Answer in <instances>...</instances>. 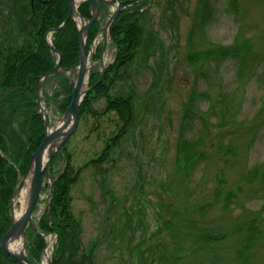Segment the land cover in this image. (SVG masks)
<instances>
[{"label":"trees","instance_id":"obj_1","mask_svg":"<svg viewBox=\"0 0 264 264\" xmlns=\"http://www.w3.org/2000/svg\"><path fill=\"white\" fill-rule=\"evenodd\" d=\"M123 9L110 27L112 46L115 49L114 60L107 65L104 74L92 70L87 92L79 106L81 121L89 118L101 126L102 122L110 129L103 140L104 147L96 158L91 159L83 167H74L71 153L65 148L58 151L49 166L52 178V193L49 206L38 221V232L28 229L26 232V252L31 261L40 264L45 240L41 233L57 234L52 264H94L92 254L93 244L87 250L83 247V226L80 219L72 211V187L79 181L84 168L91 165L100 172L102 188H106L105 172L123 158L124 143L131 135L139 118L136 104L140 99L137 90L136 73L144 68H162L160 50L162 39L153 30L150 15L154 7H159V16L167 20V26H178L181 17L191 20L185 38L186 60L190 66L197 67L195 79L203 77L207 69L217 70L226 60H232L237 65L236 78L242 83L245 75L261 67L258 82L264 83V54L254 49V38L249 36L243 27H239L232 44L222 45L206 40V29L218 12V4L226 5V12L235 18L243 16V3L246 0H119ZM164 1L165 6L162 4ZM8 12L4 17L5 27L10 31L0 42V237L12 226V198L16 186L27 171L31 155L38 149L44 138L43 118L37 112L36 94L40 79L50 73L55 59L47 46L44 35L52 28L58 27L67 17V0H7L4 4ZM143 9V11H140ZM82 17H90L89 3H83L78 8ZM98 26L94 24L89 30L86 48L91 45ZM13 33V34H12ZM52 43L61 54V68L69 70L79 58L78 29L72 20L60 32L52 35ZM101 46L97 47L96 59L101 54ZM142 61V63H141ZM152 61L153 64H150ZM154 73V68L152 67ZM137 71V72H136ZM218 75V70L217 74ZM200 77V78H201ZM57 80L59 88L53 89L48 102L56 106L60 114H64L71 103V89H66L67 80L56 75L51 80ZM197 80L189 91L188 100L182 109L181 122L177 131L175 158L173 164V180L167 187L172 192V185L181 189L183 201L187 202L193 195L187 185L191 175L207 161L218 163L216 173L217 185L213 188L211 201L198 207L200 214L209 208H218L223 212L237 204V191H223L226 184L225 170L231 165L237 154V148L232 140L238 125L243 122L236 117L235 94L220 88L213 100H209L207 109L202 110L196 104L209 99L208 90H197ZM162 70L153 74L150 91L147 96L154 97L153 90L160 88ZM153 94V95H152ZM102 104V107H99ZM113 114V115H112ZM264 114V99L257 115L251 121L250 129L253 136L262 126L258 117ZM216 123L209 127V122ZM241 122V123H240ZM245 122V121H244ZM246 123V122H245ZM217 128V130H216ZM252 139H250L251 141ZM64 156L63 169L55 174L51 170L56 160ZM206 167V165H205ZM243 185L249 188V193L264 197V167L253 166L241 177ZM183 185V186H182ZM182 186V187H181ZM253 192V193H252ZM109 195V190L105 189ZM264 205V204H263ZM197 209V208H196ZM262 214L239 222L235 232L241 233V241L234 248L232 264H253L254 251L264 246L259 222ZM173 217V216H172ZM171 240V257L174 261L183 259L182 264L192 263L187 257L179 230V221L168 220L166 223ZM233 231V230H232ZM230 231L231 233H234ZM184 232V230H183ZM229 232V233H230ZM199 249L212 248L211 244L223 242L228 232L211 234L201 233L196 236ZM182 254L181 257L178 254ZM209 262L219 264L216 256H211ZM0 264H19L7 256L0 248ZM201 264V263H200Z\"/></svg>","mask_w":264,"mask_h":264},{"label":"rangeland","instance_id":"obj_2","mask_svg":"<svg viewBox=\"0 0 264 264\" xmlns=\"http://www.w3.org/2000/svg\"><path fill=\"white\" fill-rule=\"evenodd\" d=\"M6 3L7 0H0V42L10 31V27H5L3 23L8 12L4 5ZM189 3L193 5L194 0ZM162 4L165 6L164 1ZM217 4L218 12L206 29V40L230 45L238 28L243 27L254 38V49L264 54V0H246L243 11L242 7L240 9L243 16L238 18L224 10L226 5ZM159 9L154 7L150 15L152 14V28L162 39V68L154 67L155 63L150 61L153 64L151 67L141 66L140 71H136L137 90L140 93L136 112L139 118L124 143L123 158L114 167L103 163V167L107 168L105 189L110 194H105V189L102 188L100 172L89 165L84 168L79 181L71 189L72 211L82 222V243L85 250L88 251L90 246L96 244L92 254L94 264L184 263L183 259L174 261L171 257V240L166 226L170 219L179 221L182 232H178L182 236L190 262L212 264L209 259L216 256L219 264H232L230 261L234 256V248L241 241V233L235 232L239 222L249 217L257 220L256 215L262 214L259 219L262 223L260 235L264 238V197L262 194L255 196L253 192L251 195L241 179L253 166L264 167V114L258 117V122H262L258 127H262L255 132V136L249 133L251 121L264 99V83L258 82L262 69L258 68L251 76L245 75L242 83H239L236 78L237 65L232 60H226L217 69L218 75L217 70L207 69L203 77L199 75V79H195V71H201L188 64L185 52L190 18L181 17L178 26H167V20L159 16ZM114 53L115 49L109 42L105 51V66L113 61ZM152 67L155 69L154 73L162 70L161 86L153 90L154 97L146 95L153 80ZM95 68L102 71L99 63H96ZM195 80L198 91L207 89L211 94L209 99L196 103L202 110L207 109L209 100L215 98L220 83L222 90L236 89V117L243 122V126L240 127L239 124L236 127L237 131L232 138L238 156L225 170L226 184L223 191H236L237 186L241 187V191H237V204H233L227 212L214 207L200 214L198 209L211 201L213 188L217 185L218 163L213 161L202 164L184 186L194 190L187 202L183 201L182 188H177L176 182L171 187L172 192H167V187L173 180L176 138L182 109ZM42 102L50 126L55 127L62 121V115L51 102ZM102 106L99 104V107ZM209 124L212 129L210 133H215L214 119ZM108 131L110 129L103 122L98 126L92 118L84 122L80 120L75 133L58 151L65 148L71 153L73 166L83 167L102 151L103 140ZM63 167L64 156H60L51 170L57 174ZM47 180L46 178L33 218L34 225L38 224L47 208L50 185ZM205 232L215 235L228 232V237L215 246L211 244L212 248L199 249L196 236ZM254 253L253 264H264V246ZM181 255L178 254L179 257ZM41 262H45L44 258Z\"/></svg>","mask_w":264,"mask_h":264},{"label":"water","instance_id":"obj_3","mask_svg":"<svg viewBox=\"0 0 264 264\" xmlns=\"http://www.w3.org/2000/svg\"><path fill=\"white\" fill-rule=\"evenodd\" d=\"M86 2H88L90 5V19L82 17L78 12V7ZM111 4L116 5V8L108 18L105 25L99 29V32H101L103 37V49L105 50L110 27L122 8V4L118 0H67V17L62 22V24H60L56 28L48 30L44 35V40L49 48L59 56L58 61L55 63L54 69L51 73H48L45 78L55 74H60L67 78L69 80L67 88L72 87V100L63 115L61 124L56 126L54 130L48 132L47 128L49 126V123L47 120H44L45 136L38 149L31 155L28 161L26 174L23 176V179H25L31 171L30 191L27 207L18 219L14 218L12 226L0 237V248L2 249V251L7 256L17 261L19 264H35L25 254V232L28 227L36 230V227L33 225L32 219L40 196L43 172H47L49 164L51 163V160L57 150L68 141L69 137L75 133L79 125L80 118L78 108L84 96L89 91V88H85V86L88 83L91 70L94 65L96 49L95 42L97 40L99 32L92 42L91 51L88 53L86 50L87 35L94 23L98 25L100 24L102 18V10L106 9V6ZM69 20H73L75 23H77V20H79V24H77L79 58L78 62L73 65L68 72L64 73L61 71V54L57 52L56 49L49 43L48 37L52 33L59 32L63 28H65ZM99 60L101 66H103V54L101 55ZM88 62L90 63V65L88 64ZM73 70H76L75 80L70 77L71 71ZM41 88L42 83H40L38 87V104L40 102L39 94ZM46 151L47 154L45 156ZM46 176H48L47 173ZM22 186L23 182H20V184L15 189L14 196L21 190ZM19 237H22L23 239V253L11 252V250H9L7 246L9 241L13 238Z\"/></svg>","mask_w":264,"mask_h":264},{"label":"bare ground","instance_id":"obj_4","mask_svg":"<svg viewBox=\"0 0 264 264\" xmlns=\"http://www.w3.org/2000/svg\"><path fill=\"white\" fill-rule=\"evenodd\" d=\"M77 22H79V20H77ZM88 64L90 65L89 62H88ZM86 82H85V84H86ZM46 154H47V151L45 153V156H46ZM30 180H31V171L29 172L27 177L25 179H23V181H22L23 186L14 198L13 216L15 219H18L27 207L28 198H29V191H30ZM7 246L9 248V250H11V252L23 253V239H22V237L13 238L12 240L9 241ZM43 264H45V262Z\"/></svg>","mask_w":264,"mask_h":264}]
</instances>
